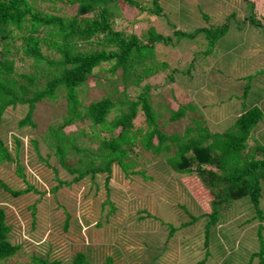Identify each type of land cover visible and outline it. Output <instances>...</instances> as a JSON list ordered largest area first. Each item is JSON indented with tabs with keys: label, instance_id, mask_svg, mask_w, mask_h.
Wrapping results in <instances>:
<instances>
[{
	"label": "trees",
	"instance_id": "trees-1",
	"mask_svg": "<svg viewBox=\"0 0 264 264\" xmlns=\"http://www.w3.org/2000/svg\"><path fill=\"white\" fill-rule=\"evenodd\" d=\"M43 1L53 0H0V129L9 110L24 109L18 127L27 128L34 126L31 119L38 104L56 102L63 98L67 114L61 125L44 134L43 143L54 153L58 164L67 173H77L72 182L104 175L108 188L107 183L115 166L126 176L137 171L143 175L148 169L159 179L166 177V173L170 180L185 175L190 190L198 195L199 204L210 210L197 217L191 216L188 221L194 223L206 218L205 234L235 201L246 197L253 204L256 216L264 218L258 209L260 185L264 183V143L258 137L259 133L264 132V107L259 102H246L254 86L253 76L248 77L242 88L244 92L241 97L246 105L241 104L240 108L232 110L230 125L223 131L211 129L205 115L197 110L195 104L173 108L165 103L160 106L169 115L166 120L168 122L180 120L187 110L199 113L189 119L190 125L181 133H164L158 125L159 111H154L150 106L147 86L137 100L130 101L127 96L115 101L102 98L83 105L78 95L86 87L94 70L103 64L110 65V73L121 71L124 86L130 83L137 85L158 70L168 69L166 60L155 65L152 63L155 45H169L168 37L158 33L152 26L141 37L115 27L120 15H129L122 12V6L137 9L136 14L127 19L134 24L147 21L148 17L164 16L160 0H152L146 6L137 0H61L76 5L75 14L68 18L44 12L39 8V3ZM250 3L253 7V1ZM253 20L256 26L261 22L255 16ZM228 28L223 25L216 31H209L213 35L210 39L206 38L207 50L204 54H210L211 47L227 33ZM174 33L178 41L191 40L198 34L185 31ZM172 46L175 48L176 45ZM18 62L26 66L25 72L16 71ZM193 69V66H188L178 73L188 75V71ZM168 71L171 77L177 70L170 68ZM258 74L264 77V68ZM260 79L263 84L264 78ZM258 80L255 79V83ZM124 86L118 89L124 92ZM138 108L145 116L144 128H137L133 124ZM210 113L213 116V111ZM109 114H114L110 120ZM84 120L88 122L89 132L81 127ZM223 121L219 120L218 123ZM70 126H75L74 130L65 132V128ZM32 144L37 153V142L33 140ZM19 147L17 145L14 150L15 159H19ZM137 150L147 155L146 158L140 157L139 170L136 169L135 160ZM73 155L78 157L66 159V156ZM13 160V154L0 135V166ZM60 185L67 183L60 182ZM31 191L37 193L32 186L25 190H14L0 178V264H17L16 261L26 252L29 259L23 261V264H114L111 256L97 259L98 254L94 256L93 253L95 244L84 240L86 236L90 239L92 234H97L101 222H96V226L83 233V228L88 225V218L83 215L89 213L82 210L79 212L75 206L65 211L61 228L64 235L68 234L74 240L78 239L74 231L78 232L83 247L73 251L67 261L49 260L50 252H43L40 248L29 251L27 247H33L34 241L39 238L34 234L31 238L25 237L40 223L36 208L27 205L26 211L19 209L21 219L25 214H30V220H24L28 225L8 212L22 195ZM185 208L182 207L184 211L187 210ZM25 226L30 227V230H25ZM69 228L74 230L73 233H67ZM175 231L171 226L168 234L171 236ZM206 237L204 248L208 239ZM149 243L143 241V252L146 250L149 255L163 257L167 261L174 259L169 260L167 256L170 253L165 254L170 247L164 251L161 246ZM250 264H264V253H252Z\"/></svg>",
	"mask_w": 264,
	"mask_h": 264
},
{
	"label": "rangeland",
	"instance_id": "rangeland-1",
	"mask_svg": "<svg viewBox=\"0 0 264 264\" xmlns=\"http://www.w3.org/2000/svg\"><path fill=\"white\" fill-rule=\"evenodd\" d=\"M137 1L146 6L152 0ZM252 1L253 7L250 3ZM250 2L160 0L164 16L148 17L149 21L142 20L136 24L128 22L127 19H131L137 9L122 6V12L129 15H120L115 27L141 37L147 28L152 26L158 33L168 37L169 45H155L152 63L155 65L166 60L168 69L177 71L170 77L168 69L158 70L154 75L139 81L137 85L128 82L130 85L124 86L121 71L110 73V65L103 64L94 70L78 98L83 105L102 98L115 101L127 96L130 101L137 100L138 95L147 86L150 106L154 111H159L158 125L164 133H181L190 125L189 119L199 112L205 115L211 129L223 131L230 125L232 110L240 108L241 104L246 105L241 95L249 76H253L254 86L248 95L249 101L246 102H259L264 107V83L260 82V78L264 77L258 74L264 68V0ZM39 4V8L44 12L63 18L73 16L76 11V5L61 0L43 1ZM141 16L142 14L139 17ZM253 16L261 21L257 26ZM223 25L229 26L227 33L211 47L210 54H204L207 50L206 38L210 39L213 35L209 31H216ZM175 31L198 34L191 40L178 41ZM172 45H176L175 48ZM188 66L194 68L193 71H188V75L178 73L186 70ZM15 69L22 73L26 71V66L18 62ZM257 78L259 80L255 83ZM123 86L124 92L120 91ZM238 98L241 103H238ZM162 104H169L173 108L195 104L199 112L187 110L180 120L168 122L166 120L169 115L164 111V107L160 106ZM210 105L213 107L210 108ZM24 113V109H15L9 110L4 116L0 135L14 160L0 166V178L14 190H25L29 186L37 190V193L31 191L22 195L8 212L28 225L24 220H30V214L21 215V219L19 209L25 210L27 205H34L36 208L40 223L32 233H26L25 237L31 238L34 234L39 238L34 241L33 247H27L29 251L40 248L43 252H50L49 260L67 261L73 251L83 247L78 232L72 228L68 229L67 233L74 231V234H77L78 239L74 240L70 235H64L61 228L65 211L75 206L77 211L89 213L83 215L88 218V225L83 228V233L86 229L96 226V222H101L97 234H92L90 239L86 236L84 240L95 244L93 253L94 256L98 254L97 259L111 256L114 264H250L252 253H264V218L256 216L255 208L248 197L235 201L216 225L205 234L206 218L203 217L194 223L188 221L191 216L197 217L210 210L199 204L198 195L190 190V183L185 175L175 176V179L172 177L170 180L165 172L167 176L159 179L148 169L143 175L137 171L126 176L115 166L107 183L108 188L104 175L72 182L77 173H67L58 164L54 153L43 143L44 134L62 124V119L67 114L65 100L59 98L56 102L38 104L31 119L34 126L19 128L18 122ZM113 116L114 114H109L108 119ZM219 120L224 121L218 123ZM133 124L137 128L146 127L145 116L140 108ZM74 127H64L65 132L73 131ZM81 127L89 132L86 120ZM258 137L264 143V132L259 133ZM33 140L39 146L38 155L34 150ZM17 145H20L19 159L14 156ZM136 152V169L139 170L140 157L146 158L147 155L144 151ZM74 157L78 156H66V159ZM60 182L67 185H60ZM260 186L258 209L264 214V183ZM54 188L56 189L52 191ZM42 195H45L43 202ZM182 207L187 210L184 211ZM186 222L188 224L184 225ZM170 225L176 229L171 236L168 234ZM25 227V230H30V227ZM205 236L208 239L204 248ZM143 241L155 243L164 251L170 247L165 254L170 253V256H167L169 260L173 257L174 259L167 261L163 257L155 258L149 255L146 250L144 253ZM27 253L22 254L18 261L13 258L14 261L17 264L28 261Z\"/></svg>",
	"mask_w": 264,
	"mask_h": 264
}]
</instances>
